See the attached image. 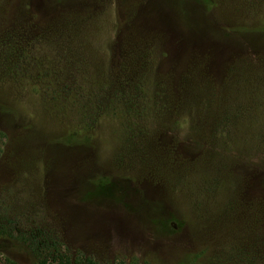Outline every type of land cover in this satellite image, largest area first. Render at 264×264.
Returning a JSON list of instances; mask_svg holds the SVG:
<instances>
[{"label":"rangeland","instance_id":"obj_1","mask_svg":"<svg viewBox=\"0 0 264 264\" xmlns=\"http://www.w3.org/2000/svg\"><path fill=\"white\" fill-rule=\"evenodd\" d=\"M264 264V0H0V258Z\"/></svg>","mask_w":264,"mask_h":264},{"label":"trees","instance_id":"obj_2","mask_svg":"<svg viewBox=\"0 0 264 264\" xmlns=\"http://www.w3.org/2000/svg\"><path fill=\"white\" fill-rule=\"evenodd\" d=\"M0 264H16V263L7 258H0ZM34 264H99V263H97L96 261L90 258L78 257L72 259L66 255L58 254L57 257L54 258L53 260L39 258L36 260ZM142 264H148V263H142Z\"/></svg>","mask_w":264,"mask_h":264}]
</instances>
